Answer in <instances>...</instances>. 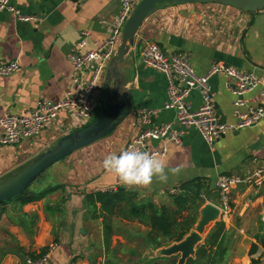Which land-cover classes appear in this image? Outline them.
Returning a JSON list of instances; mask_svg holds the SVG:
<instances>
[{
    "label": "crops",
    "instance_id": "obj_1",
    "mask_svg": "<svg viewBox=\"0 0 264 264\" xmlns=\"http://www.w3.org/2000/svg\"><path fill=\"white\" fill-rule=\"evenodd\" d=\"M11 5L36 21L22 22L14 13L0 11V65L14 63L19 67L9 76L0 75V117L26 114L40 100L58 102L69 90L83 85L86 75L82 76L81 85L72 84L74 69L68 55L84 33L90 35L86 38V50L93 49L96 42H104L121 9L118 0H11ZM149 41L157 42L167 54L188 52L199 75L222 63L257 73L264 86V12L253 15L218 5L161 8L139 30L132 49L134 62L128 67V87L133 88L134 102L139 108L113 135L64 160L63 168L57 171L63 177L54 183L60 189L38 203L9 207L0 220V264H28L26 252L39 253L52 246L46 264L162 263L168 257L158 252L167 246L153 249L156 258L145 260L147 249L143 248L142 237L149 229L139 223L141 229L135 227V235L127 237L115 220L114 236L107 251L102 220L85 218L86 194L116 187L135 195L138 201L170 205V195L183 184L199 181L204 185L205 206L215 205L219 201L217 182L221 175H243L264 169L263 119L254 127L227 132L213 146L191 130L182 146H169L165 158L119 179L114 161L139 132V111H157L153 118L156 127L177 120V111L165 109L169 102L167 75L145 66L141 60L142 49ZM209 83L221 122L224 118V124L234 125L238 121L234 96L226 87L225 77L216 75ZM244 100L246 112L264 107L260 88L247 93ZM189 101L194 109L198 108L202 103L201 93L193 91ZM82 127L77 116L63 111L39 136L16 146L0 147V181L27 166L63 136ZM232 207L226 221L220 220L226 228V253L217 264H264L261 245L264 184L234 191ZM16 210L26 216L17 221L20 218L16 217ZM200 218L199 214L198 222ZM217 222L208 228L200 246L206 243ZM122 226L129 228L132 223L124 221ZM254 246L258 250L252 254Z\"/></svg>",
    "mask_w": 264,
    "mask_h": 264
},
{
    "label": "built area",
    "instance_id": "obj_2",
    "mask_svg": "<svg viewBox=\"0 0 264 264\" xmlns=\"http://www.w3.org/2000/svg\"><path fill=\"white\" fill-rule=\"evenodd\" d=\"M72 1V0H64ZM120 13L113 24L109 37L102 43H95L94 48L86 50V38L75 45L68 59L74 69L72 84L81 85V78L86 81L76 90H69L66 97L58 102L40 100L37 105L23 115L7 114L0 117V147L16 146L22 141L32 139L53 125L60 113L70 112L77 116L83 126L93 121L101 110V100L105 86V76L109 64L117 53L122 40L125 23L133 14L140 0H118ZM9 11L17 15L22 22L36 21L35 17L23 15L11 5V0H0V11ZM141 60L145 66L161 71L169 79V102L167 110L177 111L179 126L175 123L153 126V118L157 111L141 109L138 113L139 132L131 139L114 161L119 179L129 172L144 169L159 158H165L169 146H182L187 133L195 130L201 134L210 146L221 139L227 132L241 131L258 125L264 119V107L244 111V96L260 88V96L264 100V86L261 77L255 72H245L227 64H214L205 75H199L191 62L188 52L180 51L167 54L154 41L145 43ZM14 63L0 65V75L9 76L18 70ZM221 75L226 79V87L234 96V110L238 121L234 125L222 123L214 101V93L210 87V79ZM198 90L202 96L201 105L194 109L189 97ZM153 140H161L158 146ZM264 184V169L254 170L243 175H221L217 182L220 220L226 219L233 212V193L241 188H259ZM106 191H117L113 187ZM54 246L49 253L37 262L28 259V264H46Z\"/></svg>",
    "mask_w": 264,
    "mask_h": 264
},
{
    "label": "water",
    "instance_id": "obj_3",
    "mask_svg": "<svg viewBox=\"0 0 264 264\" xmlns=\"http://www.w3.org/2000/svg\"><path fill=\"white\" fill-rule=\"evenodd\" d=\"M182 5H218L253 15L264 12V0H140L125 23L121 43L108 66L101 110L97 117L82 128L63 136L55 145L33 158L27 166L14 172L8 179L0 181V204L22 196L55 164L113 135L131 116L135 108H139L134 102L133 88L128 87L130 80L128 67H132L134 62L132 49L137 34L143 24L161 8ZM178 126L179 123L176 121L174 128ZM160 143L161 140L152 141L154 146ZM200 215L196 228L183 241L167 246L158 252L159 255L176 257L177 264H186L189 259L195 258L208 228L220 221V210L216 205L208 204L202 208ZM149 258H156L155 251L151 247L147 249L145 255L146 261Z\"/></svg>",
    "mask_w": 264,
    "mask_h": 264
},
{
    "label": "trees",
    "instance_id": "obj_4",
    "mask_svg": "<svg viewBox=\"0 0 264 264\" xmlns=\"http://www.w3.org/2000/svg\"><path fill=\"white\" fill-rule=\"evenodd\" d=\"M61 187L47 184L36 191L29 188L22 196L10 202L0 204L1 217L9 211L8 206L16 203L15 207H24L43 200L47 195ZM204 185L199 181L183 184L177 192L170 195V205H157L151 201H138L135 195L124 189L114 191H98L88 193L86 199V220H102L104 227V242L107 251L110 250L114 236L113 224L119 219L122 221L136 220L139 224L147 227L143 238V248L158 250L173 243H179L185 239L198 223L200 210L205 206ZM18 209V208H16ZM15 211V210H14ZM16 217L26 216L18 213ZM21 220L17 219V221ZM143 236V235H142ZM226 228L223 222H217L213 231L208 235L206 243L198 247L195 258H191L186 264H217L226 253L224 247ZM264 248V239L261 240ZM258 250L254 246L251 253ZM50 251L49 247L43 248L39 253L26 252L27 259L37 262L45 257ZM177 258H166L164 262L157 264H177ZM204 262V263H202Z\"/></svg>",
    "mask_w": 264,
    "mask_h": 264
},
{
    "label": "rangeland",
    "instance_id": "obj_5",
    "mask_svg": "<svg viewBox=\"0 0 264 264\" xmlns=\"http://www.w3.org/2000/svg\"><path fill=\"white\" fill-rule=\"evenodd\" d=\"M63 163H64V161H61V162L55 164L48 171H46L38 180H36L32 184V186L30 187L32 189V191H36V190H38L40 188H43L47 184L59 183V181H61V178L63 177V175H61L60 172L58 173L57 171L59 169L63 168V165H64ZM12 205H16V203H13ZM10 206H8V208ZM10 216H11V214H10ZM116 221L119 224V230H120V232L126 234L127 237H130V235L133 236V234L135 235V233L137 232V229L135 227H138V228L140 227V229H141V226L137 224L138 222L136 220L135 221L134 220L128 221V222H131L132 223V226H130L129 228H124L122 226L124 224V221L119 220V219H117ZM5 223L2 224V226H1L3 230L5 228L4 227ZM133 224H135L136 226H134ZM2 236L3 235H1V239H2Z\"/></svg>",
    "mask_w": 264,
    "mask_h": 264
}]
</instances>
